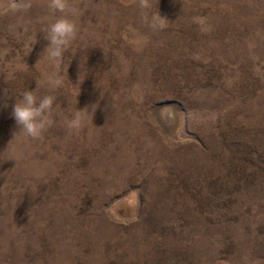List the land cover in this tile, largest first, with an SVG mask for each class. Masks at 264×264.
<instances>
[{
  "label": "rangeland",
  "instance_id": "rangeland-1",
  "mask_svg": "<svg viewBox=\"0 0 264 264\" xmlns=\"http://www.w3.org/2000/svg\"><path fill=\"white\" fill-rule=\"evenodd\" d=\"M20 2L0 0V264H264V0ZM24 91L56 97L38 139Z\"/></svg>",
  "mask_w": 264,
  "mask_h": 264
},
{
  "label": "clouds",
  "instance_id": "clouds-1",
  "mask_svg": "<svg viewBox=\"0 0 264 264\" xmlns=\"http://www.w3.org/2000/svg\"><path fill=\"white\" fill-rule=\"evenodd\" d=\"M139 4L141 8H148L151 6L150 0H139ZM31 6V0H21V2L15 6V9L27 11ZM47 7L53 13H65L66 10L69 9V4L68 0H47ZM153 19V27L157 26L156 22L159 23L160 27L164 26L163 22L166 18L162 17L159 12ZM194 22L202 21H197L196 18H194ZM78 31L77 23L68 15L56 17L46 28L45 38L49 41V45L44 50L43 54H47L51 66L57 70L55 75L49 76L47 81L54 89L58 88L63 82L61 79L63 54L72 42L76 40ZM21 96L22 99H18L14 105L12 115L20 128L19 132L25 134L27 137L38 139L54 123L53 105L56 97L53 95H46L38 100L34 91H24ZM90 107L91 111H89V106H85L83 109H77L72 114L71 118H65L64 124L67 129L78 132L83 127V122L86 117L90 116L93 121V116L98 104H93Z\"/></svg>",
  "mask_w": 264,
  "mask_h": 264
}]
</instances>
